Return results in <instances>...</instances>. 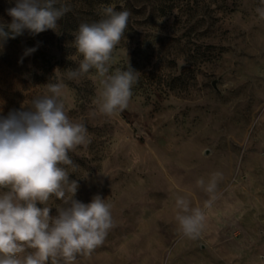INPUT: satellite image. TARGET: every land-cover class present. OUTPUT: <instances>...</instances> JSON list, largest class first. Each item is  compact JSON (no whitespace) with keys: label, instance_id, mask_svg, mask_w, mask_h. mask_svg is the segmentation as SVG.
<instances>
[{"label":"rangeland","instance_id":"obj_1","mask_svg":"<svg viewBox=\"0 0 264 264\" xmlns=\"http://www.w3.org/2000/svg\"><path fill=\"white\" fill-rule=\"evenodd\" d=\"M69 3L58 34L25 30L0 49V115L20 109L49 80L65 83L68 114L85 123L91 140L69 154L79 166L69 177L79 184L75 198L89 203L101 195L115 221L105 243L78 264H264L260 0ZM14 5L0 0V19L10 23L6 9ZM107 5L131 13L114 68L129 60L141 73L128 107L112 117L93 114L94 74L64 77L82 58L73 34L81 23L98 21ZM30 48L36 50L25 55ZM200 179L205 186L214 179V192L198 186ZM178 197L188 201V212L177 207ZM195 208L205 221L191 239L177 216Z\"/></svg>","mask_w":264,"mask_h":264},{"label":"clouds","instance_id":"obj_2","mask_svg":"<svg viewBox=\"0 0 264 264\" xmlns=\"http://www.w3.org/2000/svg\"><path fill=\"white\" fill-rule=\"evenodd\" d=\"M260 4L255 11L264 20V0ZM71 10L69 0H15L6 9L11 22L0 19V49L25 30L33 35L49 29L57 33L58 21ZM99 15L98 21L81 23L73 34L72 45L82 58L64 77L79 81L94 74L98 87L93 114L112 117L128 107L141 73L129 60L124 68H114V51L131 13L107 5ZM35 50L27 49L25 55ZM43 87L20 109L0 115V264H78L102 246L115 227L107 199L99 194L89 203L75 198L79 184L69 177L79 166L69 154L86 148L90 135L83 121L68 114L63 80H49ZM197 184L210 194L216 187L214 179L206 186L203 179ZM176 203L188 212L187 200L178 197ZM210 205L211 200L205 203ZM53 207L56 215H51ZM177 220L183 235L195 239L205 215L195 208Z\"/></svg>","mask_w":264,"mask_h":264}]
</instances>
